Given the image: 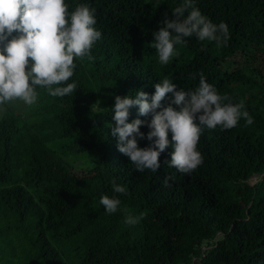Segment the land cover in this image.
Instances as JSON below:
<instances>
[{
  "label": "trees",
  "instance_id": "1",
  "mask_svg": "<svg viewBox=\"0 0 264 264\" xmlns=\"http://www.w3.org/2000/svg\"><path fill=\"white\" fill-rule=\"evenodd\" d=\"M65 3L69 12L93 9L101 37L92 59L74 60L76 91L52 97L37 86L35 119L14 110L0 118V264H264V0H195L228 25L227 45L187 37L167 65L154 33L183 0ZM200 73L254 122L205 127L203 162L190 173L165 163L171 146L157 172H138L111 134L115 97L151 96L163 79L191 92ZM137 118L152 119L133 106L128 122ZM113 180L125 194L112 191ZM104 195L120 199L116 213L99 203Z\"/></svg>",
  "mask_w": 264,
  "mask_h": 264
},
{
  "label": "clouds",
  "instance_id": "2",
  "mask_svg": "<svg viewBox=\"0 0 264 264\" xmlns=\"http://www.w3.org/2000/svg\"><path fill=\"white\" fill-rule=\"evenodd\" d=\"M172 12L175 18H165V26L154 33L152 48L161 65L178 56L175 46L186 43L187 37L215 42L217 47L227 45L228 25L214 24L202 15L195 0H183ZM95 24L94 10L85 4L69 12L65 0H0V108L13 100L33 105L38 98L37 86L46 88L52 97L76 91V83L68 81L74 75L75 58H93L91 49L101 37ZM154 87L151 96L141 90L135 99L115 97L111 134L118 140V150L130 158L138 172H157L161 153L171 146V159L165 163L181 173H190L203 162L197 146L205 127L230 130L241 118L248 125L254 122L242 101L234 104L227 95H219L203 73L198 87L191 92L178 89L169 79ZM133 106H138L140 116L151 115V121L137 118L129 123ZM143 124L150 129L146 137L140 130ZM137 137L152 143L141 148ZM111 183L114 193H126L124 186L115 180ZM99 203L108 214H114L121 201L104 195ZM138 219L127 215L125 223L134 225Z\"/></svg>",
  "mask_w": 264,
  "mask_h": 264
},
{
  "label": "rangeland",
  "instance_id": "3",
  "mask_svg": "<svg viewBox=\"0 0 264 264\" xmlns=\"http://www.w3.org/2000/svg\"><path fill=\"white\" fill-rule=\"evenodd\" d=\"M35 105L29 106L25 104L23 101L20 100H13L0 108V118L3 117V115L8 111V110H14L20 114H22L25 117H30V119H35ZM258 180V175H254L251 177L250 182L255 183Z\"/></svg>",
  "mask_w": 264,
  "mask_h": 264
}]
</instances>
